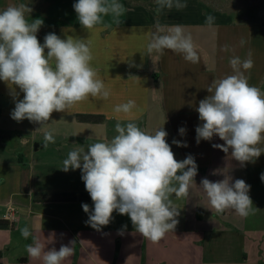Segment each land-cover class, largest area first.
I'll use <instances>...</instances> for the list:
<instances>
[{
  "label": "crops",
  "instance_id": "0c3cea01",
  "mask_svg": "<svg viewBox=\"0 0 264 264\" xmlns=\"http://www.w3.org/2000/svg\"><path fill=\"white\" fill-rule=\"evenodd\" d=\"M7 1L0 0V11ZM76 2L41 0L38 6L45 23L38 32L43 35L50 29L47 34L54 32L61 39L85 40L93 57L91 66L110 96H89L74 105L70 114L53 112L49 122L39 128L41 125L27 119H11L15 100L23 99L24 94L17 87L19 95L14 98L9 85L0 81V219L4 220L9 206L17 211L12 227L0 228V264H42L26 251V245L35 240L44 243L46 251L72 246L73 254L62 264H264V182L260 179L264 153L241 166L231 150L225 153L212 147L224 143L218 136L197 143L195 131L202 123L195 109L209 95L206 88L213 80L233 74L231 57L243 60L251 53L253 67L245 76L251 86L264 92V22L234 20L220 9H211L205 0H182L186 7L165 8L159 13L156 0H117L125 8L121 16L103 15L99 24L86 30L73 8ZM53 15L58 21L51 19ZM209 15L214 17L211 25L206 23ZM26 19L32 22L28 13ZM157 24L165 30L182 26L192 38L199 63L188 62L171 50L162 55L149 53L147 45L157 33ZM224 45L229 46L227 51L222 50ZM128 100L136 102L133 112L137 118L131 122L147 133L163 127L175 158L181 161L191 155L198 166L188 195L170 197L180 213L176 217L179 223L158 243L144 239L130 217L116 211L109 225L100 231L92 228L86 223L89 214L82 204H88L90 211L94 205L91 198H82L89 193L81 170L61 169L70 151H86L89 145L110 142L118 134L113 109ZM81 115L102 120L86 122L79 119ZM120 122L126 125L129 121ZM181 127L186 130L183 135ZM46 131L52 132L55 142L44 147ZM173 140L187 146H177ZM24 169L29 171L26 181ZM230 177L232 182L243 179L251 186L255 210L247 217L233 209L217 213L200 185L204 178ZM25 227L31 233L27 239L21 235Z\"/></svg>",
  "mask_w": 264,
  "mask_h": 264
},
{
  "label": "clouds",
  "instance_id": "9594fccd",
  "mask_svg": "<svg viewBox=\"0 0 264 264\" xmlns=\"http://www.w3.org/2000/svg\"><path fill=\"white\" fill-rule=\"evenodd\" d=\"M156 4L157 13L165 8L186 7L182 0H156ZM73 8L86 30L99 24L102 15L112 13L119 17L125 11L117 0H77ZM31 12L25 4L0 11V81L9 85L14 98L19 95L17 87L24 94L23 99L15 100L11 119L17 122L27 119L41 128L53 112L70 114L74 105L89 96L107 99L110 90L91 66L93 57L85 40L73 36L61 39L53 32L46 34L41 44L36 34L43 20L37 18L29 23L26 13ZM213 21V16L206 17L209 25ZM228 49V45L222 48ZM164 50L182 54L193 64L200 61L191 36L180 25L165 30L157 24V33L152 35L147 51L162 55ZM229 64L233 74L213 80L206 88L209 95L195 109L202 122L195 129L196 141H210L218 136L224 143L212 147L225 153L231 150L232 157L243 166L264 153V147L259 146L264 143V92L251 86L245 76V71L253 67L251 53L243 60L233 56ZM135 108L134 100L117 104L113 111L118 134L110 142L89 145L86 151L83 148L70 151L61 169L81 170L94 205L90 211L88 204H82L83 211L89 214L86 223L92 228L100 231L109 225L116 211L128 215L135 231L144 239L158 243L179 223L176 217L180 213L170 197L174 194L179 199L188 195L198 166L191 155L181 161L175 158L163 127L147 133L131 122L137 118ZM122 120L129 122L122 125ZM185 131L183 127L179 129L181 135ZM54 142L52 132L46 131L43 146ZM172 143L187 146L177 140ZM260 179L264 182V173ZM200 185L217 213L233 209L241 217H247L255 210L249 195L251 186L243 179L232 182L231 177L218 181L204 178ZM21 235L27 239L31 233L25 227ZM48 241L52 242L51 236ZM45 247L35 240L26 245V251L32 260H41L42 264H62L73 254L69 245H61L59 250L53 247L46 251Z\"/></svg>",
  "mask_w": 264,
  "mask_h": 264
},
{
  "label": "rangeland",
  "instance_id": "374dc122",
  "mask_svg": "<svg viewBox=\"0 0 264 264\" xmlns=\"http://www.w3.org/2000/svg\"><path fill=\"white\" fill-rule=\"evenodd\" d=\"M11 1L13 5H10V1L8 0L7 2H3L4 5L2 6H6L7 8L8 6H17L19 4L28 5L32 9V12L28 13L29 18H32V22L34 21V19L40 18L43 20L42 26H44L45 18H42V16H40L42 15V9L38 6L41 0H14V2L13 0ZM206 4H208L211 9H220L221 11L232 15L234 20L264 22V0H207ZM51 19H55L58 21V16L53 15L51 16ZM47 32H50V29ZM47 32L43 35H40V32H37L36 35L41 44L44 43L43 38L45 37ZM45 52H47V49H45Z\"/></svg>",
  "mask_w": 264,
  "mask_h": 264
},
{
  "label": "trees",
  "instance_id": "16d2710c",
  "mask_svg": "<svg viewBox=\"0 0 264 264\" xmlns=\"http://www.w3.org/2000/svg\"><path fill=\"white\" fill-rule=\"evenodd\" d=\"M207 0H205V3ZM79 119H82L83 121L86 122H100L102 118L100 116H90V115H81L79 116ZM29 171L28 169L23 170V180L26 181V177H28ZM82 198H91L89 194H83ZM5 227H12V224H10L8 221L0 219V228H5Z\"/></svg>",
  "mask_w": 264,
  "mask_h": 264
},
{
  "label": "built area",
  "instance_id": "2783aa9c",
  "mask_svg": "<svg viewBox=\"0 0 264 264\" xmlns=\"http://www.w3.org/2000/svg\"><path fill=\"white\" fill-rule=\"evenodd\" d=\"M17 218V211L13 206H9L7 212L4 215V220L8 221L10 224L15 223Z\"/></svg>",
  "mask_w": 264,
  "mask_h": 264
}]
</instances>
